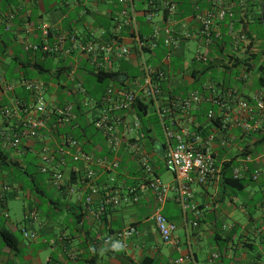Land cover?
Returning <instances> with one entry per match:
<instances>
[{"label": "crops", "instance_id": "crops-1", "mask_svg": "<svg viewBox=\"0 0 264 264\" xmlns=\"http://www.w3.org/2000/svg\"><path fill=\"white\" fill-rule=\"evenodd\" d=\"M183 1H187L192 7L191 14L182 16ZM250 1L252 13L245 18L243 27L253 38L251 55L261 54V57L257 64L248 66L246 81L240 79L245 72L243 59L246 54L243 52L236 56L231 66L212 63L199 79L194 78V71L198 67L192 61L193 55L186 61V51L189 50L191 43L195 45L196 51L199 42L197 38L187 40L184 36L191 34L196 28L193 15L196 10L205 9L209 4L208 0H133L132 15L128 16L121 14L125 6L117 0H0V51L4 50L3 54H0V77L10 81H18L21 78L41 79L52 84V92L58 98L61 92L63 97H69L68 93L73 89L72 83L65 79L63 73L72 61L35 57L31 53L24 52L21 41L27 39L24 33L25 26L29 24L37 28L47 24L55 33H73L82 40L114 37L134 50L132 29L127 25V21L133 16L138 26V33L142 37H149L155 25L169 26L173 30L178 42L171 53L167 90L182 96L186 91L197 89L200 84L211 81L219 89L235 88L242 98L248 99L259 93L264 94V88L258 87V79L264 77V70L260 71L258 68L264 60V22L258 20V17L262 16L263 0ZM143 2L148 3V10H137L136 4ZM167 3L175 5V16L168 15L165 8ZM10 15L12 18L9 20ZM156 15H159V21L152 22V17ZM104 24H108L109 33L102 28L101 25ZM27 37L31 42H37L40 40V33L35 29L33 34ZM167 50L160 46L150 54L151 58H154L152 62L162 66L161 61ZM227 51L222 53L213 51V54L225 60L228 57ZM15 57H18V61L22 63H28L27 66L19 64L12 66L11 62ZM35 62L43 67L42 72L33 68ZM44 69L48 70L44 71ZM111 70L121 71V77L127 72L131 76H138V59L116 63ZM32 73L38 77L32 78ZM77 76L82 85L84 81H92V76L85 70L80 71ZM120 80L121 78L118 81ZM109 86L118 87L119 84L111 83ZM17 92L22 94L21 89ZM0 103H5V94L0 93ZM202 105L210 107L198 116L197 113ZM202 105L194 111V114L198 121L205 123L203 127L205 132H210L212 129L206 124L204 115L210 109L216 112L218 109L208 102ZM145 120L149 122L151 132H154L150 120ZM0 128H5L1 114ZM229 134L232 139L222 142V134L216 132L220 159L241 155L240 152L249 155L252 159L261 154L259 160L250 164V169L259 171L258 181L244 180L245 186L239 192L248 194L250 199L253 196L259 197L260 201L256 203V207L260 208V212L244 213V206L241 205L239 209L247 218V223L245 225L233 223L226 226L224 219L228 217L229 210L235 207V204L233 193L229 187L223 186V182L192 185L185 209L176 203L174 194L169 193L161 207V212L168 221L176 225L173 233L175 243H166L160 239L151 218L155 201L141 181V175L135 173V166L125 153H119L121 165L112 174L114 186L121 198H129L128 190L134 188L138 200L135 203L123 202L120 206L110 208L105 214L95 218L77 199L75 193L85 197L88 195V189L73 175H70L66 182V186L73 190L71 192L66 186L61 190L54 188L49 179L41 174L40 178L35 176L25 178L11 174L13 168L20 172L21 169L26 168V155L33 157L38 171L35 152L39 145L35 140H25L17 150H13L5 149L0 139V230L6 229L21 236L16 250H11L0 235V264H140L144 257L152 259L154 264H174L175 259L190 253L198 264H208L207 258L215 252H219L221 257L213 264L264 263V231L259 232L261 227L264 228L263 147L256 146L257 133L245 135L233 125ZM87 146L90 147L88 152L96 157L112 158L100 136L92 139ZM76 167L80 168L81 165ZM5 169L9 171L5 173ZM162 172L166 171L160 168L158 173L162 175ZM109 175L111 173L103 171L97 174L95 180L97 193L92 196L90 206L94 211L102 196L108 192ZM172 182V176L165 181L170 184ZM5 186L8 188L5 189ZM21 197L24 203L22 214L18 215L14 212V204ZM27 210L36 214L35 222L25 223L24 214ZM223 225L226 227L225 230ZM129 226H133L137 232L132 239L105 242L106 236ZM22 229L37 234V239L25 240ZM114 244H120L122 248L116 250L113 248Z\"/></svg>", "mask_w": 264, "mask_h": 264}, {"label": "built area", "instance_id": "built-area-1", "mask_svg": "<svg viewBox=\"0 0 264 264\" xmlns=\"http://www.w3.org/2000/svg\"><path fill=\"white\" fill-rule=\"evenodd\" d=\"M117 1L125 6L121 11L123 16L132 15L133 0ZM208 3L202 11H195L193 20L197 26L191 34L184 36L187 40L197 38L199 42L192 61L199 71L212 63L231 66L236 56L243 52L246 54L243 59L245 72L240 79L246 81L247 68L252 64L250 49L253 47V38L244 29L243 22L251 16V1L208 0ZM165 8L169 16H175L174 4L167 3ZM8 18L10 20L12 16ZM127 25L132 29L134 50L114 37L82 40L73 33H55L47 24L37 28L27 24L24 29L27 39L21 41L24 52L35 57L72 61L63 73L65 79L72 83L73 89L68 94L72 92L82 97L86 118L98 131L112 158L96 157L83 150L82 142L73 135V131L78 128L75 102L67 96L59 102L58 96L52 92V84L41 79L10 81L0 77V93L5 94V103H0V114L5 121V128H0V139L5 149L13 150H17L25 140H35L39 145L35 152L38 173L46 176L58 190L66 186L70 175L76 177L88 189L87 196L75 193L76 197L95 218L123 202L135 203L138 200L134 188L128 190L129 198H121L114 186L112 174L121 165L119 153H125L155 201L151 218L160 239L175 243L173 233L176 225L161 212L169 193H173L176 203L185 209L192 185L222 183L225 178L258 181L259 171L250 169V164L259 160L261 154L252 159L240 152L241 155L220 159L216 132L222 134V142L232 139L229 132L233 125L245 135L260 132L264 126V94L246 99L240 96L237 89H219L211 81L186 91L182 96L167 90L171 53L178 42L173 30L169 26L155 25L149 37H142L133 16ZM35 29L40 33V40L31 42L27 36L32 35ZM224 41L229 42L226 58L229 61L214 55L212 51L217 43ZM160 46L168 49L162 58V66L149 62L150 54ZM133 58L139 62L138 76L122 77L119 87L108 86L98 99L90 98L78 81L77 74L83 62L96 74L108 72L114 64ZM19 89L22 94H18ZM204 102L218 109L217 112L210 109L204 115L206 124L212 129L210 132H205V123L198 121L194 114ZM133 105L146 108L144 117L150 110L156 116L160 130L149 133L150 145H147L149 139L143 134L142 120ZM77 165L81 167L77 168ZM160 168L172 176V184L161 179L158 173ZM100 171L111 175L107 179L108 192L102 196L94 211L90 206L92 196L97 193L95 180ZM66 187L73 191L69 186ZM262 209L264 211V203ZM36 220L33 211L25 212V223ZM225 228L223 225V230ZM263 231L261 227L259 232ZM136 233V229L129 226L106 236L104 240L127 241ZM22 235L29 241L37 239V234L28 233L25 229H22ZM220 257L219 252L212 253L207 263L213 264ZM174 264L198 263L190 253L175 259Z\"/></svg>", "mask_w": 264, "mask_h": 264}, {"label": "trees", "instance_id": "trees-1", "mask_svg": "<svg viewBox=\"0 0 264 264\" xmlns=\"http://www.w3.org/2000/svg\"><path fill=\"white\" fill-rule=\"evenodd\" d=\"M183 5H184V10L182 11V16L186 15V14H191L192 13V7L188 4L187 1H183ZM259 22L263 23L264 22V0L262 1V16L258 17ZM102 28H104L107 32L109 31V26L108 24H104L101 25ZM109 33V32H108ZM229 45L228 41H224L223 43H217V45H215L212 48V51H218L219 53H222L223 51L227 50V47ZM4 50L2 49L0 51V54H3ZM261 57V54L258 56H252L251 55V63L252 64H257V62L259 61V58ZM262 59V58H261ZM13 61L11 62L12 66H16V65H22V66H27L26 63H22L20 61H18V57H15L12 59ZM153 58L149 59V62H152ZM240 63V62H237ZM245 63V62H243ZM81 65V69L80 71H84L87 72V74H90L92 76V81H84L83 82V88L86 91V94L93 99H98L99 95L102 93H105V90L107 89V87L109 85H111V83H120L118 80L121 77V71H114V70H110L108 72H98V73H94V71L92 69H89L86 64L83 62L80 64ZM33 68L37 69L38 72H42L41 70H43V67H41L40 64L38 63H34L33 64ZM209 67L204 68L202 71L199 70H195L194 71V78L195 79H199L201 77H203V75L205 74V72L208 70ZM260 71L264 70V60L263 63L260 64L258 66ZM48 69H44V71H47ZM124 77L130 78V77H135V76H131L129 72L124 74ZM115 87V86H113ZM119 87V86H118ZM195 87H198V85H195ZM258 87L259 88H264V77H260L258 79ZM61 96L59 99L62 100L63 98V92L60 93ZM75 93H70L68 96V98L71 101L75 102V109L76 112L78 113V128L75 129L73 131V135L80 141L82 142L83 145V150L88 152L90 151V147L87 146V143H89L92 139H94L95 137H99V133L98 131H96V129L93 127L92 123L88 121V119L86 118V109L82 106V97L75 94ZM133 107L135 108V110L137 111V115L138 117L142 120L146 114V108H140L139 105H133ZM210 106L209 105H202L199 113H197L198 116H201L203 111H206ZM142 131L143 134L145 135V137H147L149 139V142L147 145H150V135L149 133L151 132V128H149V122L146 120H142ZM92 128L94 130H92ZM256 135L257 138V147L264 146V126L263 129L258 132ZM29 155H26L25 157V169H21V173L25 174L26 176H29V178L33 177L31 172L28 170L27 165H32L33 167H36V163L34 160V163H31L30 161L27 160V157ZM135 173L138 174V172L135 170ZM223 186L224 187H229L231 189H233L234 191H238L241 192L245 186V182L243 180L240 181H234L228 178H225V180H223ZM0 235L3 239V241L5 242V244L11 249V250H16L17 244L21 241V236L14 234V233H10L8 230L6 229H1L0 230ZM140 264H154V261L148 257H144L141 259Z\"/></svg>", "mask_w": 264, "mask_h": 264}, {"label": "rangeland", "instance_id": "rangeland-1", "mask_svg": "<svg viewBox=\"0 0 264 264\" xmlns=\"http://www.w3.org/2000/svg\"><path fill=\"white\" fill-rule=\"evenodd\" d=\"M136 6H137V10L147 11L148 10L147 8H148L149 5H148L147 2H143V3H139L138 5L136 4ZM156 21H159V15H156V16L152 17V22H156ZM195 49H196L195 45L193 43H191V45L189 47V50L186 51V57H187L186 61H188L191 58V56L195 52ZM31 77L32 78H37L38 76L35 73H32ZM43 77H41V78H43ZM143 119L144 120L145 119H147V120L149 119L150 122H151V126L153 128V131L154 132H159L160 126H159V124H158V122L156 120V116L154 115L152 110H150V112L148 113V116L144 117ZM92 130H94V129L92 128ZM27 160L30 161L31 163H34V159H33V157L31 155H29L27 157ZM27 168L31 172L32 176H35L37 178L41 177L40 174L38 173V171H36V167H33V164L32 165H27ZM8 171H9L8 169H5V173L8 172ZM13 173L16 174V175L24 176L25 178L29 177V176H26L24 174L23 175L20 174L21 172L19 170H17L16 168H13L11 170V174H13ZM170 178H171L170 174H168L166 172H162L161 179L164 182L169 180ZM229 190L234 195L233 199H234L235 207L233 206V208L229 210L228 217L226 219H224L225 220V224H226V226H230L233 223H237V225H245L247 223V218L245 217L243 212L241 213V210L239 209V207L241 205L244 206L243 207L244 208V213H251V212L254 211L253 213L258 214L260 212V208L256 207V203L260 201L259 197L253 196L252 199H250V198H248V194H245L244 192L239 193L237 191L232 190L231 188H229ZM23 203H24V200L21 197L14 204V206H15L14 212H16L18 215L22 214ZM235 238H234V241H235ZM25 240H28V239H25Z\"/></svg>", "mask_w": 264, "mask_h": 264}, {"label": "clouds", "instance_id": "clouds-1", "mask_svg": "<svg viewBox=\"0 0 264 264\" xmlns=\"http://www.w3.org/2000/svg\"><path fill=\"white\" fill-rule=\"evenodd\" d=\"M113 248H115L116 250H120L122 248V245L120 244H114Z\"/></svg>", "mask_w": 264, "mask_h": 264}, {"label": "water", "instance_id": "water-1", "mask_svg": "<svg viewBox=\"0 0 264 264\" xmlns=\"http://www.w3.org/2000/svg\"><path fill=\"white\" fill-rule=\"evenodd\" d=\"M263 26H264V24H263Z\"/></svg>", "mask_w": 264, "mask_h": 264}]
</instances>
